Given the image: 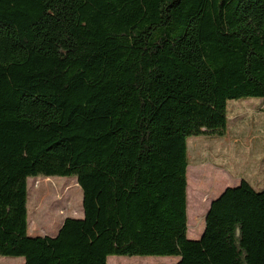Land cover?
<instances>
[{"label":"trees","instance_id":"trees-1","mask_svg":"<svg viewBox=\"0 0 264 264\" xmlns=\"http://www.w3.org/2000/svg\"><path fill=\"white\" fill-rule=\"evenodd\" d=\"M245 97L264 106V0H0V256L264 264V190L245 179L187 236V138L223 136ZM38 175L81 189L56 235L28 234Z\"/></svg>","mask_w":264,"mask_h":264},{"label":"rangeland","instance_id":"rangeland-1","mask_svg":"<svg viewBox=\"0 0 264 264\" xmlns=\"http://www.w3.org/2000/svg\"><path fill=\"white\" fill-rule=\"evenodd\" d=\"M260 102L261 99L257 97L232 99L227 102V115L230 116L227 123L230 125V123L240 121L233 119L234 113L238 116L243 114L240 123L244 124L241 126L243 130L248 128L238 138V142L241 141L242 146L247 148L242 160L237 158L238 153L233 149L230 133H227L225 137L199 135L187 138L189 234H195L200 230L204 223L203 204L204 202L207 204L210 196L215 195L218 188L222 186H220L222 181L218 175L223 176L222 168L214 170V163L222 165L223 171L230 177H233L235 173H242L243 177L254 175L249 172L250 164L243 165V160H250V163L256 162L255 159L259 156V161L264 163L263 112H261ZM251 139L253 142L250 141ZM253 146L256 151L259 150V154L255 156H252L254 151L249 150ZM261 175L264 176V174ZM27 212L29 235H55L66 217H82V193L76 178L74 176L45 177L42 175L28 177ZM177 260L176 256L109 255L107 264H176ZM0 264H24V260L22 257L0 256Z\"/></svg>","mask_w":264,"mask_h":264},{"label":"crops","instance_id":"crops-1","mask_svg":"<svg viewBox=\"0 0 264 264\" xmlns=\"http://www.w3.org/2000/svg\"><path fill=\"white\" fill-rule=\"evenodd\" d=\"M260 108L264 109V106H260ZM243 116H244L243 114H242V116H238L234 113L232 116L233 119L240 120V121H235L232 124L230 123V125L227 123V131L223 136H221V137H225L227 133L231 134L232 139H230V140L232 142L233 149L235 150V152L238 153L237 154L238 160L239 159L242 160V157H244V155L246 153L244 151L247 149L246 147L242 146V144L240 143L241 141L238 142V138H239L240 134L243 131H247V129H248V128L247 129L245 128V130H243L244 128H242V126H241L242 124H244V123H240V122H242L241 119L243 118ZM227 118H230V116ZM227 122H228V119H227ZM231 125H232V127H231ZM233 129H235V130L233 131ZM209 137H211V136H209ZM250 141L253 142V139H251ZM243 148H245V149L243 150ZM218 149H220V147H218ZM249 150H251L252 152L254 151L252 156H255V154H259V150L256 151L254 146ZM259 160H260V158L258 156L255 159L256 162L250 163V160H243L242 161L243 165L248 166L250 164L249 166L251 167V169L249 170V172L254 174L255 177H254V175H252V177H243L242 173H235V175L233 177H230L227 173H225L223 171V167H221L222 165H218L217 163H214V165H213L214 170H216V168H222L223 176L221 174H218L219 178L222 181L220 186L221 185L222 186H221V188L220 187L218 188V192L215 195L210 196L207 204L204 202V204H203L204 214L208 210V208L210 206V202L212 199H215L216 197H218L220 195V193L223 192L227 187L237 186L241 182L242 179H245L247 182H249L252 185V187L255 188L256 190H261V189L264 190V176L261 175V174H264V163H261ZM210 164H212V163H210ZM258 174H260V175H258ZM187 176H188V172H187ZM188 185H189V182H188V177H187V188H188ZM187 198H188V192H187ZM187 207H188V200H187ZM204 214H203V216H204ZM203 230H204V223L202 224L200 230L198 232H195V234H189V231L187 229V236H188V238H191V239H198L200 237V235L202 234Z\"/></svg>","mask_w":264,"mask_h":264},{"label":"water","instance_id":"water-1","mask_svg":"<svg viewBox=\"0 0 264 264\" xmlns=\"http://www.w3.org/2000/svg\"><path fill=\"white\" fill-rule=\"evenodd\" d=\"M233 187H235V186H233ZM227 188H228V187H227ZM222 193H223V192H221L220 195H221ZM220 195H219V196H220ZM219 196H218V197H219ZM216 198H217V197H216ZM216 198H215V199H216ZM215 199H212L211 202H212L213 200H215ZM211 202H210V204H211ZM208 209H209V208H208ZM207 212H208V210L206 211V213H205L204 216H203V217H204V220H205V217H206V215H207ZM73 218H74V217H73ZM59 228H60V227H59ZM59 228H58V230H59ZM58 230H57V231H58ZM55 235H56V234H55ZM189 239H191V238H189ZM191 240H195V239H191ZM177 262H178V260L176 261V264H177Z\"/></svg>","mask_w":264,"mask_h":264}]
</instances>
